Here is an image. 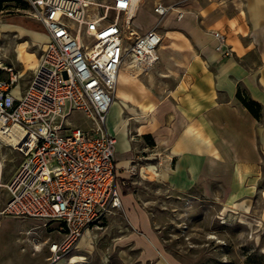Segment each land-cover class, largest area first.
Returning <instances> with one entry per match:
<instances>
[{"label":"crops","instance_id":"crops-1","mask_svg":"<svg viewBox=\"0 0 264 264\" xmlns=\"http://www.w3.org/2000/svg\"><path fill=\"white\" fill-rule=\"evenodd\" d=\"M157 3L171 8L160 17ZM6 12L0 9V36L9 42L7 62L23 73L12 89L19 95L49 35L39 20ZM133 24L138 33L158 28L159 59L144 71L120 66L105 127L116 139L130 240L149 262L180 264L160 248L132 184L141 176L177 195L196 190L243 211L261 199L264 214V0H138ZM214 30L225 35L229 55L215 50ZM237 91L260 105L259 118Z\"/></svg>","mask_w":264,"mask_h":264},{"label":"built area","instance_id":"built-area-1","mask_svg":"<svg viewBox=\"0 0 264 264\" xmlns=\"http://www.w3.org/2000/svg\"><path fill=\"white\" fill-rule=\"evenodd\" d=\"M28 14L49 39L28 84L19 95L20 71L0 65V129L19 131L21 159L4 186L0 214L57 223L60 235L48 243L58 261L75 247L84 229L121 208L114 158L115 137L105 127L117 73L122 65L144 71L159 59L162 35L155 26L138 33L136 0H25ZM169 5L157 3L164 16ZM181 12H177V17ZM214 48L232 52L225 35L212 31ZM79 111L82 128L66 120Z\"/></svg>","mask_w":264,"mask_h":264},{"label":"rangeland","instance_id":"rangeland-1","mask_svg":"<svg viewBox=\"0 0 264 264\" xmlns=\"http://www.w3.org/2000/svg\"><path fill=\"white\" fill-rule=\"evenodd\" d=\"M4 5L8 10L6 13L21 11L19 13L29 15L32 9L25 0H12ZM17 7L21 10H16ZM9 47L7 39L0 36L1 66L10 65L7 62ZM0 76H5L3 70H0ZM22 76L23 73L18 83ZM66 120L82 128L90 126L79 111H72ZM20 159V152L12 144L0 140V206L7 197L4 183ZM139 177H135L132 184L135 199L155 227L161 241L160 248L175 262L264 264L261 199H252L251 205L243 211L239 207L224 205L223 199L196 190L191 193L193 196L177 195L163 182ZM56 227L54 221L44 225L38 219L0 214V264H154L143 259L140 250L130 240L133 229L122 208L108 211L98 221L89 224L83 231H88L85 240L81 236L58 263L49 258L48 250V243L60 236Z\"/></svg>","mask_w":264,"mask_h":264},{"label":"trees","instance_id":"trees-1","mask_svg":"<svg viewBox=\"0 0 264 264\" xmlns=\"http://www.w3.org/2000/svg\"><path fill=\"white\" fill-rule=\"evenodd\" d=\"M5 1H10V0H0V9L4 8L5 6L3 3ZM237 97L239 100L243 103V105L257 118L260 117V105L254 101L253 99L249 98L245 94L241 93L240 91H237Z\"/></svg>","mask_w":264,"mask_h":264},{"label":"bare ground","instance_id":"bare-ground-1","mask_svg":"<svg viewBox=\"0 0 264 264\" xmlns=\"http://www.w3.org/2000/svg\"><path fill=\"white\" fill-rule=\"evenodd\" d=\"M136 1H138V0H136ZM18 134H19L18 129L17 128H14V127L11 128L8 132H3L0 129V140L3 141L5 144H8V145H11L12 144L13 147L15 148L14 144L16 143V141L18 139ZM115 141H116V139H115ZM87 234H88V231H86L85 233H83L81 235L82 236L81 239L85 240Z\"/></svg>","mask_w":264,"mask_h":264}]
</instances>
